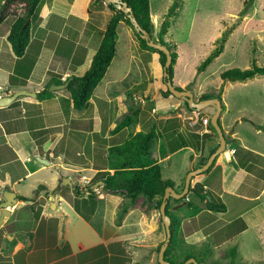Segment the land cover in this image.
<instances>
[{"label":"crops","instance_id":"1","mask_svg":"<svg viewBox=\"0 0 264 264\" xmlns=\"http://www.w3.org/2000/svg\"><path fill=\"white\" fill-rule=\"evenodd\" d=\"M91 1L87 0L86 5L89 3V6ZM76 2L78 0H41L30 20L28 46L24 54L17 57L8 41L12 21L9 11H12V5L6 6L4 0H0V87L5 90L3 97L18 92L35 93V96H20L9 106L0 107V204L6 194L15 195L14 209H10L9 214L0 213V264H160L157 249L164 243L166 232L159 210L151 207L152 202L139 196L120 213V208L127 203L122 194L105 191L100 187L91 198H88L86 192L77 193L76 190L69 191L67 196L68 193L65 195L60 185L59 188L56 187L59 171L82 169L95 174L99 171L96 168L87 169L88 165H92L93 159L86 148L94 147L93 142H90L93 135L99 134L102 137L100 133L103 118L100 114L110 117L109 109L107 112L104 104H112L114 99L121 106L120 99L126 97L127 91L112 93V97L104 101L101 100V95L95 97L97 86L85 109H72L69 97L64 94L68 79L78 77L72 66L87 62L89 41L84 39L92 38L95 30L97 33L104 30L97 27V24L96 27L89 28L87 18L85 28L89 33L83 29L82 32L74 30L71 33L73 29L68 28L73 27L75 20H78L72 16L78 5ZM91 5L96 4L94 2ZM100 7L95 15L104 13L111 17L112 13L106 5ZM152 16L154 14L151 15L153 36L157 37L159 24L161 26L165 18ZM175 20L176 18L169 20L168 35L171 23ZM124 24L122 22L121 26L124 27ZM129 30L123 32L124 41L128 39L131 49L140 53L135 71L144 77V58L148 59L149 71V76L144 77L143 81L140 79V83L133 87L135 89L145 85L143 93H135L133 88L131 92L143 99L142 105L144 99L146 103H153L152 114L156 115L154 121L159 122L152 127L155 126L158 132L166 136L182 135L192 140L185 147L163 154L167 141L157 138L154 139L150 152V158L160 166L161 172L164 165L169 169L173 162L179 161L173 160L174 157L181 153L187 155L189 160L181 162L178 176L162 178L170 180L174 184L173 189L181 192L182 178L193 171V166L208 156L209 150L215 146L209 139L211 131L202 123V119H210L215 109L206 107L194 114L181 108V100L173 96L163 98L159 91L164 87L159 55L140 50L138 44L136 48ZM79 41L84 46L78 44ZM68 42L72 46L78 44L82 50L86 48L81 63L77 58L78 52L74 53V47L71 48ZM99 43L100 36L96 45L91 47H96L97 50ZM125 46L119 49L121 58L124 53L122 51H127ZM127 53L129 54L128 51ZM56 54L65 60L55 61ZM67 62L71 65L65 64ZM256 77L264 79V76ZM55 80L56 84L63 86H54L49 90L52 93L50 99L39 100L37 94L49 88ZM200 82L202 84L196 82L193 86L198 90L193 93V98L195 96L196 101L204 96L216 98L220 93L222 110L218 120L225 139L227 138L225 141L231 144L227 149L226 143L224 152L217 156L207 173L194 176L190 182V189L202 186L207 194L220 203L217 206L223 205L224 209L215 210L207 201H198L190 192L185 203H192L200 208L195 211L191 206H185L186 210L180 208L177 212L181 241L193 244L198 252L207 246L212 250V256L204 259L203 264H207L208 261H224L225 251L230 245H235L237 257L241 253L243 257L249 255L247 251L251 248L264 252V110L257 111L253 105L248 110L246 104L234 108V101L229 97L230 87L227 88L225 84L223 89L218 87L216 91L206 94L209 92L200 87L203 86V82ZM189 83L190 81L181 84L180 88L185 89ZM90 107L93 108L92 112H87L86 109ZM121 110L118 106L119 113ZM134 115H139L138 110ZM118 119L110 118L107 121L106 126L109 128L104 131L102 139H110L120 133L112 132ZM134 122L141 127L138 125V117L134 118L132 123ZM160 122H163L162 126ZM87 139L89 143H86ZM74 141L80 144L76 148H73ZM83 141L84 144L81 145ZM100 143L107 152L110 143L101 140ZM107 158L108 153H105L103 164L97 168L105 166ZM38 159L45 160L48 164ZM109 172L113 173L112 170ZM45 174L46 177H41ZM64 178H68L71 183L66 186L74 189L71 177ZM44 197H47L46 203L41 201ZM75 202L77 210L74 208ZM101 203L103 207L100 210L97 206ZM83 207L88 209L83 210ZM175 207L176 204H171V210ZM94 220L101 223L94 225ZM249 256L251 258L246 256L244 260L251 261L253 256ZM256 259L259 263L264 261ZM183 261L184 257L176 262H168L175 264Z\"/></svg>","mask_w":264,"mask_h":264},{"label":"rangeland","instance_id":"2","mask_svg":"<svg viewBox=\"0 0 264 264\" xmlns=\"http://www.w3.org/2000/svg\"><path fill=\"white\" fill-rule=\"evenodd\" d=\"M86 2L87 0H78V2H76V4L78 5L75 6L72 16H74L78 20H75V22L72 25L73 27L68 28V30L73 29L71 33L75 31L82 32V29L83 31H86V33H89V31H87L85 28L87 18H88L89 28L92 26L96 27L98 25L97 27H102V29L105 28V25L108 19L110 18V16H106L104 13L103 14L98 13L97 15H95L96 10L98 8L100 9L101 8L100 6L103 7L104 5H106V3L103 4L100 0H95V1L92 0L90 3L93 4L95 2L96 5L94 6L90 4L88 6L89 3L86 5ZM173 2H176V4H174L173 14L170 17H167L168 7L171 6ZM150 12L151 15L154 14L152 18L159 19L162 18L163 16V18H165L164 20H168V21L171 18H176V20L173 23H171L170 31H169V35L171 36L170 38L172 39L171 43L173 44L175 43L176 52L178 55L177 61L173 66L174 78L172 80V84L174 85L175 88H180L181 84L188 83L190 81L188 87H186L185 89L182 88L180 89L188 91V89L194 88V90L193 89L190 90V92L193 94L196 93L197 90V88L193 87L194 84L196 82L201 83L200 81H202L203 86L200 87H204V89L203 88L202 89L209 92L206 94H210L211 92L216 91L218 87H221L223 89L224 88L223 85L226 84L227 88L230 87L229 97L231 98L232 101H234V108H236V106L238 105L245 106L246 104L248 110L251 109V105H253L257 111L264 110L263 77H256V79L254 80L251 79V80H246L244 82H239V81L222 82L219 78L221 72L229 69H233V68L248 69L251 68L253 64H256L257 66H264V0H150ZM91 16L94 17L90 18ZM123 26L124 27L121 26V23L118 26L117 29L118 45L116 46V54L114 59L112 60L109 71H107L105 78L98 85L97 91H95L96 94L95 97L98 98L101 95V100L106 101L108 97L110 98L112 97V93L119 94L120 90H127L126 97L120 99L121 106L118 105L117 102L114 101V99L112 104L111 103L104 104L105 110L107 112L109 109L110 117L107 114L106 115L100 114L101 118H103L102 126H101L102 131L100 135L102 137L105 136L104 131H107V129L109 128L108 126H106L107 125L106 123L110 118L111 120L113 119L116 120L118 119V117H120L118 119L119 121H115V125H114L115 127L117 124H119L122 121L124 116L130 113L131 111L132 112L134 111L131 114L133 121L134 118L138 117V122H139L138 125H140L141 127L137 126V124L134 122L126 130L124 131L122 130L119 134L113 136L110 139H106V138L102 139V137L100 138L99 134L93 135V137H91L90 139V142L91 141L93 142L92 146L94 147L92 149L90 146L86 148L87 152L93 159L92 165L91 164L88 165L87 169L95 170L94 168H97L104 162L103 155L107 152L104 150L105 146L100 143V140L102 142L104 141L108 142V144L110 143V145H114L115 143L118 144L119 142H122V140L125 139V137H127V135H129L134 128L139 129L143 132H147L148 129L151 128L153 124H158L159 122V120H156L157 122L154 121L156 115L154 113L152 114V110L154 108L153 103L148 101L146 103L144 101L142 105L143 99H140L139 97L134 95L133 92H131L134 89L133 87L135 86V84H137L140 81V79L143 81L144 77L149 76L148 73L149 71L147 68L148 59L146 58H144L145 60L143 59L144 66L142 67V69H143V74L145 75L144 77H141L140 75L142 74L139 75V73L135 71V66L137 65V61L140 53L134 48L131 49V44L128 39L124 41L123 38L124 30L130 29L129 32L131 33L133 42L136 43L135 45L136 48L138 42L134 36L133 30L125 24ZM159 28H160V24L158 30ZM226 29L231 30V32L230 34H228V37L224 35L222 41L220 38L223 36V32ZM97 34L98 33L95 30L93 32L92 38L84 39V41H89L88 56L86 58L87 62L86 63L83 62L84 64L80 66L77 65L72 66L73 72H76V75L78 77H81L82 74L86 71V69L89 68L92 58L91 55L96 51V47H91V46L96 45V41H98L99 39V36ZM75 36H74V40H76ZM84 36L86 37V35ZM156 39L157 37L154 36V40ZM219 39L221 40V42H224L223 52L221 56H219L216 60H214V62L210 64L204 72L197 73L196 67L200 64V62L214 48L219 47L220 45ZM75 42L76 41H74V43ZM68 43L71 45V48L74 47L73 49L74 53L78 52L77 58L80 59L79 62L81 63L86 54V50H85L86 48L82 50L80 47H78L79 46L78 44L81 43L80 41L77 44V46L74 44L76 47L72 46L70 42ZM125 44H127V47L125 46ZM80 45L84 46V43L82 42ZM122 46L123 47L125 46L126 50L129 52L128 54L127 51H122L124 52L123 58L120 57L121 53L119 51V49H121ZM59 59L60 60L62 59L61 61L65 60L63 57L61 58V56L56 54L54 60L56 61ZM65 64L71 65V63L69 62ZM76 66L78 68L75 71L74 69H76L75 68ZM127 72L128 74H126V76L123 77V75ZM54 77L57 79L56 76ZM120 78L122 79L120 80ZM197 79L200 80L198 81ZM56 81L57 80H55L52 83V85L48 88V90H51L54 86L57 87L63 86L62 84H56L57 83ZM69 83L71 85L74 84L73 81H68V83H66L67 86ZM67 86L64 89V94L67 97H69ZM165 90H166V86L164 84L163 89L159 91H161L162 93ZM58 93L61 92L58 91ZM132 95H134V97ZM135 96L138 100L135 99ZM179 100H181L183 105V107L181 106V108L186 110L184 106V101L182 99ZM194 102H198L196 101L195 96H194ZM66 103L68 104V101H66ZM118 106L122 108L120 113L118 112ZM207 108L211 109L212 107L208 106ZM92 109L93 108L90 107L88 110L86 109V111L92 112ZM137 110L139 115L136 116L134 114L136 113ZM151 115H153V117ZM87 127L88 126H85V128ZM129 129L131 131H129ZM108 132H110V130ZM184 137L187 143H191L192 140L190 138L188 137L186 138V136ZM213 138L215 137L212 133L209 139L213 141L215 145L219 144L218 136L216 137V139ZM73 143H74L73 148H76V146L80 145L75 141ZM86 143H89L88 139ZM230 146L231 144H229L228 142L227 149L230 148ZM180 156L182 157V160ZM74 157L77 158L75 156V153H74ZM175 159L176 160L178 159L179 161L173 162V164L170 166L169 169H166L165 165L163 166L162 169L163 179H167L168 177L171 178L173 176H178L180 172L181 162H183V160L185 162L189 160L187 155H185L184 153H181L179 156L174 157L173 160ZM182 167H184V165L181 166V168ZM94 174L95 173L91 171L82 170V169L74 170V171H67V170L59 171L56 187L59 188V185L61 184L60 181L62 180V178L71 177V179L74 181V185L72 186L78 187L79 191L83 192L85 190V187L88 185V183L94 176ZM41 177L43 178L46 177V174L42 175ZM181 177H183V175ZM185 177L182 178L183 181L181 182L183 183V188L185 184ZM73 190H74L73 188L71 189L66 185L62 187V191L63 193H65V195L69 191H73ZM67 196H69V193ZM41 201L42 203H46L47 197H44ZM210 202H208L207 204L209 206H213L214 207L213 209L215 210L217 209L216 206L220 204L216 199H212V201ZM183 203L184 202L175 203L173 202V200H170V210H171V204H176L177 207H179V209L180 208L185 209L186 207ZM97 207L98 209L101 210L103 207V203L99 204ZM199 208L200 207L195 204L192 207V209H194L195 211H197ZM84 209H88V208L83 207V210ZM93 223L94 225H99L101 222L99 220L98 221L94 220ZM236 227L237 226H235V229ZM179 236H180V232H178V237ZM179 243L180 245L178 244L179 245L178 249L173 251L175 252V254L176 253L177 254L174 256L172 252V254L169 257V260L176 262L178 259L185 257V255L188 253H193L196 257L198 256L197 254H199L200 251L199 252L195 251L193 244L184 243L183 241H181L180 238H179ZM233 246L235 245H230L229 248ZM206 248L210 249L208 246ZM247 252H249V255L253 256V259L251 261L250 259H247L249 260V262L245 261L244 259L246 256H248L249 258L251 257L248 254H246V256L243 257L241 253L240 256L235 258L234 264H264V261L263 263H259L257 262L256 259V258H258V260L264 259L263 250L259 251L258 248L257 250L251 248ZM253 252H256L257 256ZM227 261L228 259L224 257V261H220V262L208 261L207 264L210 263L225 264V262Z\"/></svg>","mask_w":264,"mask_h":264},{"label":"trees","instance_id":"3","mask_svg":"<svg viewBox=\"0 0 264 264\" xmlns=\"http://www.w3.org/2000/svg\"><path fill=\"white\" fill-rule=\"evenodd\" d=\"M40 1L41 0H4V5H12V11H9V15H11L10 17H12V21L8 35V41L11 44V48L17 57H21L24 54L26 47L28 46L30 39V20L36 12ZM100 1L102 3H105L104 0ZM116 2L117 3H106L107 8L112 14L107 21L104 30L99 31L98 33L100 36V43L96 52L92 55L89 68L82 74L81 77H73L68 79V81L74 82V84L71 85L69 83L67 86V90L69 92V100L72 103L73 110L80 111L88 106L89 100L92 97L94 90L104 78L107 69L111 65L112 60L116 54L117 29L118 25L122 22L133 30L140 50L157 53L159 55V62L162 68L165 66L166 62L165 55L156 48L148 46L147 41H153L159 45L165 46L168 49L171 57V64L165 69L168 78L163 76L162 80L163 83L166 84L168 79L172 81L174 78L173 66L176 63L178 55L176 52L175 43H171V36L167 34L169 21L164 20L161 23L160 30L157 34V39L154 40V28L150 15V0H116ZM123 4L126 5L125 8L122 7ZM174 4H176V2H173L171 6L168 7L167 17H170L173 14ZM134 23L137 24V28H139L140 30L139 32L136 31ZM141 32L147 34L148 40H144L141 38ZM230 32L231 30L226 29L220 39L223 41L224 35L228 37V34H230ZM221 40L219 41V47L214 48L196 67L197 73L204 72L206 68L222 54L224 42H221ZM256 76H264V66H257L256 64H253L252 67L248 69H229L221 72L219 78L222 82H244L246 80L253 79ZM144 90L145 85H141L135 87L134 92L142 94ZM176 90L181 91L182 89L176 88ZM161 96L163 98H167L172 95L166 88V90L161 93ZM51 97L52 93L48 90V88L43 89L37 94V98L39 100H47ZM211 98L215 97L204 96L199 100ZM216 98L220 100L219 94L216 96ZM135 99L138 100L136 97ZM184 106L186 108V111L188 112L197 114L200 112H198L194 108H190L186 101H184ZM132 122L133 119L131 114H127L124 116L122 121L114 127L112 132L117 133L121 132L122 130L124 131L132 124ZM162 125L163 122H160V126ZM207 127L216 138L217 134L210 123V119H208ZM174 135L175 134H170L167 136L163 135L161 132H158L155 126L147 132H143L139 129H133L130 134L122 140V142L108 146V158L106 161L107 164L101 168H96L99 171L94 174L83 192H86L88 198H91L94 195L93 188L102 187L105 191L124 195L127 199V203L123 204L120 213L126 210L128 203H134V201L139 196L144 197L145 201L147 202H152L153 204L151 207L159 210L165 189L167 187L173 188L174 184L170 180L162 179L161 168L150 158V152L152 149V143L154 139L157 138H163L164 141H167V146L162 151L163 154H166L167 152L172 153L179 148L188 145L184 136L179 135L177 137L175 135L174 137ZM83 144L84 141L81 145ZM218 145L219 144H216L213 148H211L208 156L206 158H202L195 166H193V169L202 167L207 162L209 156L217 149ZM214 163L215 160L212 162L210 167L202 174L207 173L213 167ZM109 170H112L113 173L111 174ZM98 183L101 184L96 186ZM74 190H76L77 193H82V191H79L78 187H74ZM190 192H192L194 197L199 201H207L208 203L213 199L202 189V186L198 185L194 186V188L192 189L189 188V192L180 199H173L172 197H170L167 200L165 214L170 218L171 235L168 246L164 252V260L171 261L169 260L170 255L173 251L177 250L180 245L178 237L180 221L179 217L177 216L179 207H176L174 210H170V200H173V202L175 203H185L187 195ZM207 199H209V201ZM184 205L187 207H193L194 204L185 203ZM74 208L77 210L76 203H74ZM211 208L214 207L211 206ZM216 208L217 210H222L224 209V206H216ZM159 249L160 248H158L157 251H159ZM201 251L199 254H197V257L193 253L186 254L184 257V261L189 258H194L197 263L203 264L205 258H209L212 256V250L204 248ZM173 254H175V252H173ZM225 258L228 259L225 264H234V260L235 258H237V251L235 246L227 249ZM183 262L175 264H182Z\"/></svg>","mask_w":264,"mask_h":264},{"label":"water","instance_id":"4","mask_svg":"<svg viewBox=\"0 0 264 264\" xmlns=\"http://www.w3.org/2000/svg\"><path fill=\"white\" fill-rule=\"evenodd\" d=\"M104 2L105 3H109V2L117 3L116 0H104ZM125 6H126L125 4L122 5V7H124V8H125ZM134 26L136 27V31L139 32L140 30H139V28H137L136 23H134ZM141 38L144 40H148L147 34L144 32H141ZM147 44L150 47L156 48L157 50H159L160 52H162L165 55L166 62H165V66L162 68V71H163V76L168 78V76L165 72V69L167 67H169L171 64V57H170V53H169L168 49L165 46L159 45L153 41H147ZM165 86L173 97L186 101L190 108H194L198 112L203 110L204 108H206L208 106L213 107L215 109V112L210 117V123L213 126V128L215 129V132H216V134L218 136V140H219V145H218L217 149L209 156L207 162L202 167L197 168V169L187 173V175L185 177L184 188L181 192H179V193L176 192L172 187H167L164 191L162 203H161L160 208H159V213H160V216H161V219L163 221L164 228H165L166 239L159 249L158 262L160 264H171L170 262L164 260V252L168 246L170 235H171L170 234V218L165 214V207L167 204V200L170 197H172L174 199H180L181 197L186 195L189 192L191 179L194 176H196L198 174H202L203 172H205L210 167L212 162L217 158V156L220 153L224 152L225 147H226V141H225V136L223 134L222 128L218 122L222 107H221L220 101L217 98L203 99V100H199L198 102H194L193 94L190 91L176 90V88L172 84L171 80L168 79ZM28 95L35 96V93L30 94V93H26V92H18V93L12 94L11 96L1 97L0 98V107L9 106L18 97L28 96ZM38 160L43 162V163L48 164V162L45 160H40V159H38ZM66 184L68 186L71 185L68 178H64V180L61 181L60 187H63ZM100 184L101 183H98L96 186H98ZM14 204H15V195L13 193L6 194L4 196V201L0 204V213L1 214H9L10 209L14 206ZM184 264H199V263H197V261L194 258H190V259L186 260Z\"/></svg>","mask_w":264,"mask_h":264},{"label":"built area","instance_id":"5","mask_svg":"<svg viewBox=\"0 0 264 264\" xmlns=\"http://www.w3.org/2000/svg\"><path fill=\"white\" fill-rule=\"evenodd\" d=\"M3 96H5V90L2 87H0V98ZM202 123H203V125L207 126L208 125V119H202ZM96 190H97V188H93V192H95ZM13 209H14V206L11 208V210H13Z\"/></svg>","mask_w":264,"mask_h":264},{"label":"clouds","instance_id":"6","mask_svg":"<svg viewBox=\"0 0 264 264\" xmlns=\"http://www.w3.org/2000/svg\"><path fill=\"white\" fill-rule=\"evenodd\" d=\"M184 101V100H183Z\"/></svg>","mask_w":264,"mask_h":264},{"label":"flooded vegetation","instance_id":"7","mask_svg":"<svg viewBox=\"0 0 264 264\" xmlns=\"http://www.w3.org/2000/svg\"><path fill=\"white\" fill-rule=\"evenodd\" d=\"M195 170V169H194Z\"/></svg>","mask_w":264,"mask_h":264}]
</instances>
